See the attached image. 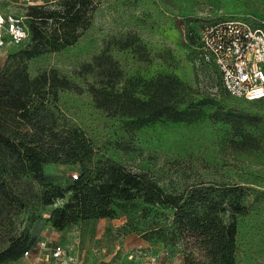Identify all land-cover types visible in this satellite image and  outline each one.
I'll use <instances>...</instances> for the list:
<instances>
[{
	"label": "rangeland",
	"instance_id": "rangeland-1",
	"mask_svg": "<svg viewBox=\"0 0 264 264\" xmlns=\"http://www.w3.org/2000/svg\"><path fill=\"white\" fill-rule=\"evenodd\" d=\"M53 0H0V10L37 14ZM242 16L264 26V0H104L91 14L89 24L71 43L48 49L27 59L36 73L55 68L71 75L78 65L102 50L118 60L127 75L144 79L158 73L174 75L185 99L213 94L224 117L213 121L210 109L194 121L158 119L141 126L125 123L93 107L90 98L69 90L58 93V104L81 126L100 151L133 169L161 176L164 184L179 186L195 178L218 184H238L246 191L248 208L236 215L234 264H264V98L239 101L220 86L215 70L201 62L196 30L208 18ZM0 48V61L29 41ZM128 41L130 45L122 46ZM143 81H140L142 83ZM43 172L53 183L67 186L76 166L47 163ZM39 196L41 184L22 177ZM34 199L17 213L0 214V264H216L200 243L174 236L165 224L168 208L155 210L141 201H120L109 216L82 219L63 227L49 219L53 208ZM145 207V208H143ZM28 234L32 243H9V235ZM43 242V243H42ZM28 244L17 257H10ZM63 251L53 255V247Z\"/></svg>",
	"mask_w": 264,
	"mask_h": 264
},
{
	"label": "trees",
	"instance_id": "trees-1",
	"mask_svg": "<svg viewBox=\"0 0 264 264\" xmlns=\"http://www.w3.org/2000/svg\"><path fill=\"white\" fill-rule=\"evenodd\" d=\"M103 1L45 2L43 10L27 14L29 41L0 61V214L17 213L34 199L50 204L69 191L65 202L49 216L54 226L63 227L109 216L120 201H141L155 210H171L165 224L174 236L200 243L209 257L218 258L216 264H234L236 215L249 206L245 191L249 187L202 178L169 187L160 175L127 167L101 152L58 104L60 91L85 93L94 108L141 126L158 119L194 121L206 109L211 110L208 116L213 121L220 120L225 112L215 95L185 99L178 93L181 82L174 75L158 73L148 79L127 75L118 60L103 50L81 62L71 75L55 68L36 73L27 68L30 57L75 40ZM128 45V41L122 44ZM47 163L74 165L79 172L62 186L44 174ZM23 176L42 185L39 196L30 185L20 186L22 180L29 183ZM21 232L9 235V243H32ZM27 245L10 257L19 256Z\"/></svg>",
	"mask_w": 264,
	"mask_h": 264
},
{
	"label": "built area",
	"instance_id": "built-area-1",
	"mask_svg": "<svg viewBox=\"0 0 264 264\" xmlns=\"http://www.w3.org/2000/svg\"><path fill=\"white\" fill-rule=\"evenodd\" d=\"M24 19L0 10V48L27 38ZM196 34L199 59L215 70L229 96L248 102L264 98V26L242 16L220 15L202 21ZM62 251L59 245L53 247L54 256Z\"/></svg>",
	"mask_w": 264,
	"mask_h": 264
}]
</instances>
